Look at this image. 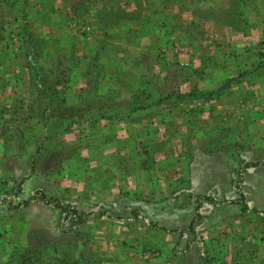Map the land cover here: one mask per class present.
I'll return each mask as SVG.
<instances>
[{"label": "rangeland", "instance_id": "obj_1", "mask_svg": "<svg viewBox=\"0 0 264 264\" xmlns=\"http://www.w3.org/2000/svg\"><path fill=\"white\" fill-rule=\"evenodd\" d=\"M263 42L264 0H0V264H264Z\"/></svg>", "mask_w": 264, "mask_h": 264}, {"label": "trees", "instance_id": "obj_2", "mask_svg": "<svg viewBox=\"0 0 264 264\" xmlns=\"http://www.w3.org/2000/svg\"><path fill=\"white\" fill-rule=\"evenodd\" d=\"M233 8L234 7H232V9ZM102 15L103 14H101V16ZM128 17H130L129 13L125 16V18L128 19ZM105 27H106V29H109L110 25L106 24ZM22 36H25V33ZM26 37H27V39L25 41V44L26 45L28 44L30 47L26 46L25 49L27 50V52L25 51V49H24V52H25V57H27L29 59L31 57V55L34 54V52H32V51L30 52L29 50L32 49L34 46H36L38 41L36 39H34L33 36L32 37L26 36ZM100 66H101V68H103V66H107V65L104 62L103 65L100 64ZM92 81L96 85H98V83H99L98 78L93 77ZM1 83H2V80L0 78V84ZM32 84H33V82L30 84L31 89L34 87V85H32ZM62 92L63 91H56V90L54 91V89L47 88L45 90V92H43V94L47 95L48 93H50L52 96L58 97L59 95H61ZM136 94H138L137 91H136ZM144 94H146V92H144ZM191 95H193V93H191ZM48 99L52 100V101H50L52 104L54 100L52 98H48ZM21 108L22 107L21 106L19 107V104L17 103L16 99H15L14 103L10 106H1L0 105V129L10 128V127H7L6 125L10 122L16 121V119L18 118L17 117L18 114L21 112ZM48 109H50V106L48 107ZM133 111L135 112L136 110H132V112ZM11 114H12V117H11ZM248 166L254 167L256 165L251 163ZM33 200H35V197H33L30 201H27L25 203L28 204ZM36 201L44 202L47 206H53L55 209L59 210L60 231L67 232V233H74V234H76L77 237L80 235V228L93 215L91 212L78 211L76 208L69 205L63 199H57L54 197H49L43 191H40V190L38 191V197L36 198ZM237 203H239V202H237ZM135 207H138V206H135ZM132 214L134 215L135 219H138L139 214H138L137 210L132 211ZM193 224L194 223H192L191 225H193ZM190 228L192 229L191 226H190ZM162 230L166 231L170 235H177L176 237H178V239H179L178 245H181L180 241L182 240V238L184 236L183 235L184 232H182L178 229H170V228H163ZM189 231H191V230H189ZM191 241H193V240H191ZM188 244H191V242L189 241ZM187 248H188V246H187ZM77 252L78 251H76V249H74L71 246H68L67 250L62 251V253L64 255V257L62 259L53 258V259H50L49 261L48 260H42L39 258V256H40L39 254H37V255L35 254L34 256L27 258V260L24 262V264H102L100 261H97V260L95 261V260L88 258L87 254H84V253L80 254L79 258H73L72 256ZM209 256L214 258L215 261H217V258H216L214 253H211V254L206 253L205 256L201 257L202 264H209V262H208ZM38 258H39V261L36 262L37 261L36 259H38Z\"/></svg>", "mask_w": 264, "mask_h": 264}, {"label": "crops", "instance_id": "obj_3", "mask_svg": "<svg viewBox=\"0 0 264 264\" xmlns=\"http://www.w3.org/2000/svg\"><path fill=\"white\" fill-rule=\"evenodd\" d=\"M228 4L230 5V3H229V1H228ZM226 6H227V4H225L224 5V8L225 9H229V8H226ZM146 34V33H145ZM147 35V34H146ZM143 37V36H145L144 34L143 35H141V33H140V35H139V37ZM143 38H145V37H143ZM142 38V39H143ZM143 44V43H142ZM204 60V59H203ZM206 63H203L202 62V64H200V67H193L194 68V70L192 71L193 73H192V75H195L194 76V78H192V84H193V82H196V81H198L197 80V78H196V73L197 72H203L204 71V69L205 68H207V66L205 65ZM203 65L205 66V68L203 67ZM188 73V72H187ZM189 74V73H188ZM192 75H190V77H192ZM178 76H180V74L178 75ZM198 76V75H197ZM182 78V77H181ZM184 79H187L186 81H185V83L188 81V79H189V81H190V79L191 78H189V76L187 77V78H184ZM226 80V79H225ZM180 81H182V79H180ZM17 82V83H16ZM225 82H227V81H225ZM8 83V85H6V87L8 88V86L10 85V88H8V90L7 91H9V89H11V86L12 85H21V86H26V81H25V79H22L21 81H16L15 79H8V80H6V84ZM195 93V92H194ZM197 95H196V97H198V98H200L201 99V97L202 98H204V95H199L198 93H196ZM191 96H193L194 98H196L195 96H194V94L193 95H191ZM217 98H222L223 100H225V101H230L231 100V96L230 95H226V94H224V95H218V96H216ZM189 98H190V96H189ZM198 98H196V99H198ZM233 98H235V100L234 101H241V97L239 98V97H233ZM238 98V99H237ZM239 101V102H240ZM221 107V106H220ZM234 108H236V106L234 107Z\"/></svg>", "mask_w": 264, "mask_h": 264}, {"label": "built area", "instance_id": "obj_4", "mask_svg": "<svg viewBox=\"0 0 264 264\" xmlns=\"http://www.w3.org/2000/svg\"><path fill=\"white\" fill-rule=\"evenodd\" d=\"M169 51H172L173 54H177L179 56V54L183 51V53L188 54V57L190 56V54H193L194 52L192 51L191 48L189 47H181L179 45H175V47H169L166 49H163V52L168 53ZM258 52L264 56V42L262 44L259 45V49Z\"/></svg>", "mask_w": 264, "mask_h": 264}]
</instances>
